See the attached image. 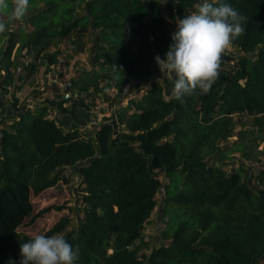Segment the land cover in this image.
<instances>
[{
	"label": "trees",
	"instance_id": "trees-1",
	"mask_svg": "<svg viewBox=\"0 0 264 264\" xmlns=\"http://www.w3.org/2000/svg\"><path fill=\"white\" fill-rule=\"evenodd\" d=\"M200 2L29 0L23 23L10 18L9 2L5 19L15 25L0 47V89L7 93L12 86L17 118H0V264H19V245L33 237L18 228L52 208L33 213L32 199L67 182L65 172L72 166L80 178L82 218L66 230L69 218L61 216L44 235L59 234L78 246L74 264H258L264 259V166L257 167L258 186L252 187L243 165L223 164L234 152L244 159L256 156V142L264 140V0H216L214 6L229 4L242 17L244 31L230 44L239 56L232 70L219 69L207 94L197 89L178 100L158 81L154 57L164 58L176 18ZM67 36L70 47L88 54L90 70L69 81L80 93L94 99L115 90L112 100L122 103L126 90L134 92L125 96L126 105L95 123L91 135L58 125L46 104L31 112L16 107L15 93L38 66L56 64L58 44ZM22 51L26 59L15 77ZM57 100L63 113L65 100ZM234 116L251 119V126L231 139L236 124H243ZM161 188V237L168 242L143 253V224Z\"/></svg>",
	"mask_w": 264,
	"mask_h": 264
},
{
	"label": "rangeland",
	"instance_id": "rangeland-1",
	"mask_svg": "<svg viewBox=\"0 0 264 264\" xmlns=\"http://www.w3.org/2000/svg\"><path fill=\"white\" fill-rule=\"evenodd\" d=\"M193 10H195V7L192 8V10H187L186 15ZM5 18L6 12H0V21L5 22ZM168 25L171 27L170 22ZM71 38V36H67L58 44L60 47V53L57 57L56 64L54 66L47 67L48 71L45 74L42 73L43 68H41V72L37 73L35 77V79H38L36 80L38 81L37 83H34V79H32L30 83H26L28 86H31V89H26L27 91L23 94V101L27 96H30L33 93H35L38 97L41 96L42 99L44 97V99H47L46 105L49 106L47 111L49 117H56L58 125L63 128L75 127L78 131L91 135L93 133L94 126L91 127L89 122L94 121L97 124L98 122L103 121L110 115V113L118 110L121 106L126 105L127 100H124L125 96L127 95L126 97H128V95H131L134 92L129 89L126 90L122 103H117L115 100H112L111 97L114 95L115 90L107 89L103 95L100 94L94 99L85 97L82 93H80V91L74 87V85H71L69 81L73 78H78L81 73L89 71L90 65L87 60L88 54L86 50L80 48L73 49L70 47ZM86 40L90 43L89 37H87ZM52 50L53 49L50 48L48 52H51ZM20 55L21 54L17 57L18 62L21 60ZM237 56H239L238 50L234 46L230 45V47L222 54L219 69L225 72L232 70L236 63ZM48 75L51 77L50 80L55 81V83L39 91V87L42 88L43 76L47 78ZM172 76L174 77L175 74L162 69L159 72L158 81L162 82L163 79H174ZM58 79H60V82H57ZM163 83L165 84L164 86L166 90L169 85L167 82ZM64 95L65 98H63V100H65V102L62 104V107L65 111L60 113L59 107H56V100H59L60 97ZM53 98H55V101ZM29 112H31L30 109ZM57 113L59 114L57 115ZM234 117H238V120L243 124H236L233 129L231 139H235L238 132L251 126V119L243 116ZM89 127L92 129L91 133L89 132ZM122 129L123 127H120V130ZM256 144L257 148L256 151H254V154L257 153L256 156H253L250 159H244L241 157L239 152H234L223 162L225 167L228 169L231 167L236 168L238 165H243L249 171L247 182L248 185L252 187L258 186V179L256 180L255 178L257 167L264 166V147L261 149V152H257L258 148H261L262 145H264V140H257ZM65 173L67 175V182L58 183L54 187L44 190L38 197L32 199L33 213L44 207H52L49 212L36 218L30 225L20 226L18 231L30 237H34L36 234H45V232L61 216H68L69 218L66 230L73 229L78 224V221L82 218L81 207L83 205L78 202V195L80 193L78 190V183L80 178L77 174V166L70 167ZM165 180L166 179L161 174L160 181L163 183ZM155 199L157 204L143 224V240L145 243V247L141 250L143 253H148L151 248L156 247L161 243L168 242L167 239H163L161 237L163 219L160 217L158 212L162 201V188L155 195ZM53 206L61 207V209L57 210L53 208ZM258 264H264V259Z\"/></svg>",
	"mask_w": 264,
	"mask_h": 264
},
{
	"label": "clouds",
	"instance_id": "clouds-1",
	"mask_svg": "<svg viewBox=\"0 0 264 264\" xmlns=\"http://www.w3.org/2000/svg\"><path fill=\"white\" fill-rule=\"evenodd\" d=\"M215 2L201 0L195 11L176 18V29L171 33V43L164 58L154 57L160 70L175 74L172 81L175 99L192 95L197 89L207 94L219 77L222 54L230 47L232 39L244 31L242 17L235 9L229 4L214 6ZM28 6L29 0H11L10 18L22 19ZM8 9V0H0V12ZM4 31L5 23L0 21V33ZM19 247V264H74L79 256L78 246L74 249L59 234L50 237L36 234L30 242Z\"/></svg>",
	"mask_w": 264,
	"mask_h": 264
},
{
	"label": "crops",
	"instance_id": "crops-1",
	"mask_svg": "<svg viewBox=\"0 0 264 264\" xmlns=\"http://www.w3.org/2000/svg\"><path fill=\"white\" fill-rule=\"evenodd\" d=\"M9 2H11V0H9ZM193 11H195V10H193ZM23 21H24V19L23 20L20 19V20L15 21V23H23ZM4 23H5V31L0 33V47H2V45L5 46L6 43H7V36H5L4 33L6 31H11L14 28V25H15L12 22L7 23L5 21ZM25 30H28V29H25ZM15 47H14V49H15ZM14 49L11 52V58L14 56ZM21 54H23V57H21V55H20V59H21L20 61L23 63L26 58L24 56L23 51L21 52ZM41 68H43V72H42L43 74H45L48 71L46 66H44V65L38 66L36 71L26 80L25 84L21 87V89L17 93H15V97L17 98L16 107L18 105H21V106H26L29 109H31V107H33L36 104H46L47 99H44V97L42 99L41 96L38 97V96H36L35 93L31 94L30 96H27L26 99L23 101V94H25V92L27 90L31 89V86H28L26 83H30L32 81V79L35 80L34 83H37L38 81H36V80H38V79H35V77H36L37 73L41 72ZM19 69H18V65H17L16 70H15V77L17 76V74L19 72ZM2 73H3V71L0 70V75ZM173 78L175 79V76ZM50 79H51L50 75H48L47 78L45 76H43L42 88L39 87V91H41V89H44L45 87L55 83V81H51ZM174 79H169V80L163 79V81L161 82L162 85H163V88L165 89V86H164L165 84L163 82H167L169 86L168 87L166 86L167 87L166 89H169L171 91L173 89V86H174V85H172V81ZM57 82H60V79H58ZM39 84H41V83H39ZM7 89H8L7 93L3 92L0 89V116L4 119L5 122H9V121H12L13 119L17 118L16 108H13L11 106L10 90L12 89V86H8ZM53 100L55 101V98H53ZM58 114L59 113H57V115ZM89 124H90L91 127H93L95 125V123H92L91 121L89 122ZM89 132L90 133L92 132V129H90V127H89Z\"/></svg>",
	"mask_w": 264,
	"mask_h": 264
},
{
	"label": "water",
	"instance_id": "water-1",
	"mask_svg": "<svg viewBox=\"0 0 264 264\" xmlns=\"http://www.w3.org/2000/svg\"><path fill=\"white\" fill-rule=\"evenodd\" d=\"M21 57H23V54H21ZM22 62L20 61L19 63H18V69L22 66ZM63 98H65V95L64 96H62V97H60V99L59 100H63ZM260 180V179H259Z\"/></svg>",
	"mask_w": 264,
	"mask_h": 264
},
{
	"label": "built area",
	"instance_id": "built-area-1",
	"mask_svg": "<svg viewBox=\"0 0 264 264\" xmlns=\"http://www.w3.org/2000/svg\"><path fill=\"white\" fill-rule=\"evenodd\" d=\"M0 118H1V116H0ZM92 123H95L94 121H91Z\"/></svg>",
	"mask_w": 264,
	"mask_h": 264
}]
</instances>
